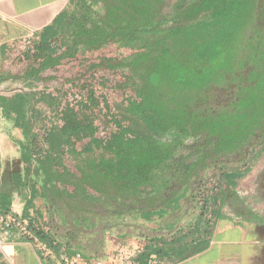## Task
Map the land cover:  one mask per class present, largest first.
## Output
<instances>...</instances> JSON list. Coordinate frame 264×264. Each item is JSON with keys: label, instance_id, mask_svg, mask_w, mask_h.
I'll list each match as a JSON object with an SVG mask.
<instances>
[{"label": "trees", "instance_id": "16d2710c", "mask_svg": "<svg viewBox=\"0 0 264 264\" xmlns=\"http://www.w3.org/2000/svg\"><path fill=\"white\" fill-rule=\"evenodd\" d=\"M110 42L131 52L103 53ZM80 49L87 56L76 72L57 71ZM21 56L7 79L26 91L0 96V126L19 130L3 143L12 141L22 161L44 173L45 194L57 197L56 181L72 183L65 157L79 166L83 186L97 190L82 165L85 153L102 149L111 156L112 186L118 175L131 186L153 173L186 181L209 159L236 156L213 165L201 197L211 214L225 206L226 188L244 203L237 181L264 151V0H71ZM119 70L130 74L134 96L111 81ZM230 84L228 100L212 106L207 90ZM115 90L128 118L140 122L136 130L111 114ZM97 118L111 124L107 140ZM245 210L249 222L264 225L261 214Z\"/></svg>", "mask_w": 264, "mask_h": 264}, {"label": "crops", "instance_id": "0c3cea01", "mask_svg": "<svg viewBox=\"0 0 264 264\" xmlns=\"http://www.w3.org/2000/svg\"><path fill=\"white\" fill-rule=\"evenodd\" d=\"M70 3L0 0V96L26 91L13 87L7 75ZM10 133L18 135L19 130L6 133L0 126V215L12 216L20 225L0 222L6 252L0 264H65V258L76 252L104 257L116 244L129 245L137 264L253 261L256 244L248 233L251 222L243 225L224 211L225 206H215L211 214L193 178L167 181L153 173L131 186L123 182L126 175H118L122 181L112 186L107 180L111 156L101 149L85 153L82 165L97 190L83 186L78 165L65 157L64 172L72 183L61 186L56 181L61 192L57 197L47 195V181L39 167L23 162L12 141L3 143ZM56 173L63 170L57 167ZM32 231L38 234L37 242L30 239Z\"/></svg>", "mask_w": 264, "mask_h": 264}, {"label": "rangeland", "instance_id": "374dc122", "mask_svg": "<svg viewBox=\"0 0 264 264\" xmlns=\"http://www.w3.org/2000/svg\"><path fill=\"white\" fill-rule=\"evenodd\" d=\"M103 53H108L110 55H117L120 53H130L131 50L128 48H124L120 46L117 42H110L108 45L104 46ZM87 56V53H85L83 50H78L74 57L63 59L61 63L56 67L57 71L59 72H65L66 70H70L72 72H76L79 69L80 66V58ZM13 72L18 71V66H13ZM130 78V74L126 72L125 70H119L116 73H114L111 76V81L116 83L117 85H120L119 90L124 89L126 96H134V91L131 87L126 86V81ZM13 84V87H18V83L11 82ZM134 85V83H133ZM124 86L126 88H124ZM234 90L233 84H230L228 87H217L212 86L209 90L206 92V96L208 98V101L212 103V106H218L220 103H224L228 100L229 95ZM124 95H121L119 91L115 90L112 91L109 97V108L111 114L120 117V119L124 120V125L128 128H133L134 130L137 129V127L140 126V122L136 120V118H128L126 114V103L124 102ZM98 117V116H97ZM126 117V118H125ZM97 127L99 129V132L104 136L105 138H108L109 133L112 131L111 124H109L106 120H101L97 118ZM261 137L260 133H257L251 140V144H255ZM86 139L81 141L80 144L84 145ZM193 143V142H192ZM193 146L188 147L187 149L190 151ZM183 153H186V148L182 150ZM221 161V163H235L237 161V157L233 155H228L227 157H216L215 160L209 159L207 161V165L201 164L197 166V170L195 175L192 177L193 180L197 183V188L199 189V196L204 193L202 190L204 187L206 188L208 186V177H211L213 174V166L214 164L217 166V164ZM186 162H189L187 160ZM227 193L226 197V204L224 207V211L232 214L233 216H237L238 220H242L243 225L250 224L248 233L253 234L255 238V253L253 261H247L246 264H264V225L262 223H247L248 216L246 215L245 208H250L253 212H256L258 214H261L264 217V151L261 154V156L254 162L253 166L249 170V172L242 178H240L237 181L236 185V191L239 194V198L244 202H238L236 201V196L232 194L229 189H225ZM251 228V229H250ZM32 235L30 236V239L34 242H37L38 234L34 233V231L31 232ZM44 238V237H43ZM250 238H246V240L249 241ZM263 242V243H260ZM260 245V246H259ZM258 246V247H257Z\"/></svg>", "mask_w": 264, "mask_h": 264}, {"label": "built area", "instance_id": "2783aa9c", "mask_svg": "<svg viewBox=\"0 0 264 264\" xmlns=\"http://www.w3.org/2000/svg\"><path fill=\"white\" fill-rule=\"evenodd\" d=\"M0 222H3L5 226L11 224L20 225L18 220L12 216H1ZM4 238L0 230V258L6 257L4 248ZM129 245L116 244L104 257L96 256H83L81 253L76 252L65 258V264H137L133 254L129 251Z\"/></svg>", "mask_w": 264, "mask_h": 264}]
</instances>
